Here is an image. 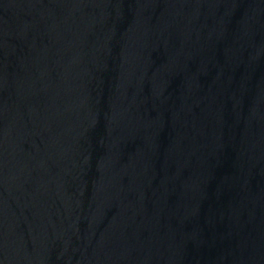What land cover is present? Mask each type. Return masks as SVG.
Segmentation results:
<instances>
[{
  "label": "water",
  "instance_id": "1",
  "mask_svg": "<svg viewBox=\"0 0 264 264\" xmlns=\"http://www.w3.org/2000/svg\"><path fill=\"white\" fill-rule=\"evenodd\" d=\"M0 264H264V0H0Z\"/></svg>",
  "mask_w": 264,
  "mask_h": 264
}]
</instances>
